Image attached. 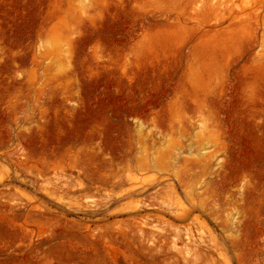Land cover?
Listing matches in <instances>:
<instances>
[{"label":"rangeland","instance_id":"374dc122","mask_svg":"<svg viewBox=\"0 0 264 264\" xmlns=\"http://www.w3.org/2000/svg\"><path fill=\"white\" fill-rule=\"evenodd\" d=\"M0 264H264V0H0Z\"/></svg>","mask_w":264,"mask_h":264},{"label":"bare ground","instance_id":"6f19581e","mask_svg":"<svg viewBox=\"0 0 264 264\" xmlns=\"http://www.w3.org/2000/svg\"><path fill=\"white\" fill-rule=\"evenodd\" d=\"M219 1H221V2H224V1H228V0H219ZM259 2H262L263 0H258ZM200 2V1H199ZM55 50V49H54ZM56 51V50H55ZM155 140V139H154ZM157 142H158V140H157ZM163 142V141H162ZM142 143H143V141H142ZM156 143V142H155ZM180 150V149H179ZM204 147H200V149H199V154L200 155H204L205 153H204ZM197 152H198V150H197ZM155 162V161H154Z\"/></svg>","mask_w":264,"mask_h":264}]
</instances>
